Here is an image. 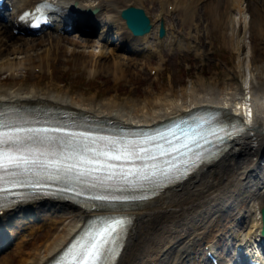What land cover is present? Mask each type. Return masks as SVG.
<instances>
[{
	"label": "bare ground",
	"instance_id": "6f19581e",
	"mask_svg": "<svg viewBox=\"0 0 264 264\" xmlns=\"http://www.w3.org/2000/svg\"><path fill=\"white\" fill-rule=\"evenodd\" d=\"M39 1L20 0L13 7L20 13ZM166 1L169 0H161L162 7ZM223 1L227 6V23L230 26L234 19L232 12H247L251 16L249 30L254 32L255 27L260 26V35L264 39V0ZM64 2L71 5L76 3L84 11L98 9L100 14L97 17L110 18L113 29L105 36L100 35L99 40L67 38L73 48L63 47L54 51L63 37L45 34L38 39H31L15 34L16 23L7 20L0 24V60L2 66L9 67L10 74L15 67L25 71L29 67L36 70L43 66L46 59L61 60L64 55L69 54V58L84 59L88 66L93 65L92 59L96 56L100 59L99 62L103 61L105 67L111 65L119 74L125 75L133 65L132 59L124 56L129 51L128 47L130 52L135 53L144 48L152 35L156 34L158 26L155 25L150 34L136 38L121 18L123 9L133 3L141 6V0L133 3L130 0H64L62 3ZM178 2L185 3V7L180 3L177 6H181L186 21L198 15L197 10L187 9L194 4L193 0ZM196 2H201L210 16L221 14V0H195ZM244 3L246 7H243ZM60 5L64 10L67 8L66 4ZM160 17L163 18V14ZM242 22L244 23L240 20V32L246 28L242 26ZM114 38L117 43L111 47ZM76 48L81 50L77 51ZM95 48L99 49L97 54L94 52ZM242 49L244 50V46ZM12 55L21 57L11 58ZM125 59L129 62L125 65L126 69H121V62ZM68 61L63 59V62ZM262 62L260 65L253 63L247 74L241 70L243 61L240 60L238 70L227 71L222 81L215 76L209 84L201 81L188 90L176 91L171 87L166 92H158L154 100L140 102L127 99L121 102L116 94L103 101L98 100L95 95H72L68 90L47 89L33 82L30 89L0 87V106L66 107L100 119H114L125 125L138 126L157 125L190 114L198 108L219 109L230 116L241 118L246 124V131L219 161L201 167L185 182L169 189L154 201L128 212L133 217V226L117 264H182L202 242L213 248L212 241L217 232L231 219L238 220L242 217L248 220L245 230L236 231L238 245L246 243L247 246L255 247L263 239L264 168H260V161L264 159V60ZM94 66L97 67L98 63ZM0 78H3L2 72ZM232 186L241 188L242 194L231 191ZM46 207L47 210L60 214L53 213L48 218L47 225L42 226L35 217ZM91 214L88 207L46 202L19 207L0 215L1 237L6 236L7 222L13 218H17L14 223L28 221V224L36 225L31 229V235L35 230L45 231L39 236L41 243L35 242L32 251L24 250L31 246L29 241H20L17 253L11 259L4 257L0 264H48L69 243ZM237 225L238 223L235 224ZM7 241L6 238L3 239L0 249L7 246ZM259 254L257 252L252 256L257 258Z\"/></svg>",
	"mask_w": 264,
	"mask_h": 264
},
{
	"label": "snow or ice",
	"instance_id": "6c2138e0",
	"mask_svg": "<svg viewBox=\"0 0 264 264\" xmlns=\"http://www.w3.org/2000/svg\"><path fill=\"white\" fill-rule=\"evenodd\" d=\"M48 5H40L42 14ZM39 18V17H37ZM251 115V113H249ZM193 130L176 125L155 134L101 136L62 127H8L0 123V207L7 193L63 183L60 192L99 203L129 201L126 192L164 184L198 166L207 145L238 129L209 126ZM214 137L215 139H210ZM124 218L101 222L69 251L72 264H105L108 246L125 227Z\"/></svg>",
	"mask_w": 264,
	"mask_h": 264
},
{
	"label": "rangeland",
	"instance_id": "374dc122",
	"mask_svg": "<svg viewBox=\"0 0 264 264\" xmlns=\"http://www.w3.org/2000/svg\"><path fill=\"white\" fill-rule=\"evenodd\" d=\"M193 1L194 4L187 9L197 10L198 15L186 21L181 6H177L180 3L182 7H185L184 2L169 0L166 1L165 8H162L159 0H141L140 5L153 20L157 21L160 14L164 12L163 17L169 29L168 35L164 40H158L155 35L149 40L146 49H149L148 53H151L148 57L144 55L148 53L124 54L126 58L130 57L133 61L132 67L125 75L124 73L119 74L111 65L105 67L102 64L103 61L99 62L100 59L96 56L92 59V66H88L84 59L75 60L69 58L70 55L67 54L62 57L64 61L69 60L67 63L63 62V59L50 58L46 59L43 66L36 70L33 67H29L28 71L15 67L12 74L8 71V66L1 65L0 60V72L3 73V78H0V87L30 89L33 82H37L47 89L68 90L72 95L77 93L95 95L98 100L103 101L118 94L121 102L127 99L142 102L146 99L154 100L158 92H166L171 87L176 91H184L201 81L209 84L215 76L222 81L227 71L238 70L240 60L243 61L241 70L247 74L253 63L263 64L264 39L260 35V26H256L254 32L249 30L251 19L249 13L232 12L234 19L230 26L227 23V6L223 0L219 7L221 10L219 16H210L201 2ZM243 7H246V3ZM240 20L244 21L242 26L246 27L242 32L239 28ZM239 33H242L241 36ZM52 35L49 33V36ZM70 36L68 38H77L75 35ZM63 47L73 48L68 43L67 37L63 38L54 51L61 50ZM76 50L80 51L81 48H76ZM98 51V48L94 49L96 54ZM14 57H21V55L11 56V58ZM127 62H129L127 59L121 62V69H126ZM97 63L98 66L95 67ZM236 189L239 192L242 191L237 186L230 188L233 191ZM50 216V212L41 214L40 223L47 224L45 220ZM29 225L27 222H19L18 229H11L10 232L17 236V239L9 250L0 255V263L4 257L11 259L18 251V243L22 241L30 240L31 246L24 248L25 251H32L35 242L36 244L41 243L39 236H42L45 231L38 230L31 235L33 227L29 228ZM225 231L228 232V230ZM217 233L219 236L223 232Z\"/></svg>",
	"mask_w": 264,
	"mask_h": 264
},
{
	"label": "water",
	"instance_id": "95a60500",
	"mask_svg": "<svg viewBox=\"0 0 264 264\" xmlns=\"http://www.w3.org/2000/svg\"><path fill=\"white\" fill-rule=\"evenodd\" d=\"M126 19L128 20L129 27L136 33V34H143L149 31L150 29V21L146 17L144 11L132 8L128 11L124 12ZM165 34L164 27L162 25L161 29V36ZM263 215V223H264V207L262 209ZM263 234H264V224H263Z\"/></svg>",
	"mask_w": 264,
	"mask_h": 264
}]
</instances>
